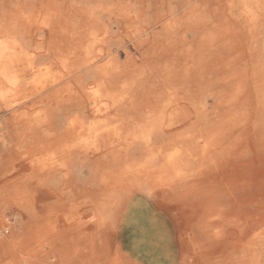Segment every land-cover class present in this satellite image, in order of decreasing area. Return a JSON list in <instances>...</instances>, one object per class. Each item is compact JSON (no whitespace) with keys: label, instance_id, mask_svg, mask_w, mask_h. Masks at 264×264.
<instances>
[{"label":"bare ground","instance_id":"bare-ground-1","mask_svg":"<svg viewBox=\"0 0 264 264\" xmlns=\"http://www.w3.org/2000/svg\"><path fill=\"white\" fill-rule=\"evenodd\" d=\"M203 5L0 0V264H179L206 200L264 264V0Z\"/></svg>","mask_w":264,"mask_h":264},{"label":"crops","instance_id":"crops-1","mask_svg":"<svg viewBox=\"0 0 264 264\" xmlns=\"http://www.w3.org/2000/svg\"><path fill=\"white\" fill-rule=\"evenodd\" d=\"M196 1L198 3H204V5L201 6L203 14L210 15V8L212 7V5H217L220 7V11L218 12V14L209 18L205 22L204 28L197 32V51L198 53H202L204 52V47L201 44V39L204 38V36L210 38L211 36L222 35L223 31L221 29L215 30L213 26L214 24L219 25L221 22H223L224 17L228 16L227 8L229 3L235 2L237 0ZM241 35L242 36H240V39L242 41H246L248 39V33L246 30L243 31ZM263 40L264 27L258 29V50L261 49ZM207 51L209 53V49ZM220 182L221 181L210 179L205 182V187L207 190H211L212 188H214V186L220 184ZM211 205L212 202L210 200L196 201L194 204H192V217L194 218V222L191 225L186 238H183L184 240L190 242L193 248L189 252H186L184 254L182 253L179 256V264H211L214 262H219V259H216V257H223L228 250V245L234 243L237 237H239L235 236L231 238L230 236H228V234H225L224 230L222 229L223 219L220 220L219 218L214 217L212 213L207 210V208H209ZM230 222L235 223L233 220ZM181 225H185L184 218H182L181 220ZM214 236L217 237V240L221 243L220 246L211 244ZM160 260L162 261V263H164L166 259L160 257L159 261L156 260L154 263L162 264Z\"/></svg>","mask_w":264,"mask_h":264},{"label":"rangeland","instance_id":"rangeland-1","mask_svg":"<svg viewBox=\"0 0 264 264\" xmlns=\"http://www.w3.org/2000/svg\"><path fill=\"white\" fill-rule=\"evenodd\" d=\"M29 89H30V87H29ZM36 113H37V110L32 114V116H34V120L36 119V117H35V115H36ZM34 139V142H35V144H37L38 143V138H37V135L35 134L34 135V137H33ZM42 155L40 154V153H37L36 155H35V158L36 159H38V158H42L41 157ZM146 223V225H149V223L146 221L145 222ZM250 225H252L253 226V228H254V231H252V232H250L248 235H246V236H244V237H237V239H236V241L235 242H238L239 240V242L238 243H245V242H247V241H249L251 238H253L257 233H258V224L256 225V223H257V219H255V218H251L250 220H249V222H248ZM128 234H129V232L127 231V229H124V231L122 232V238H123V245H124V248H127V244H128V241H129V237H128ZM239 236V235H238ZM127 238V239H126ZM66 240H68L67 238H65V239H63V241H66ZM234 242V243H235ZM56 254V253H55ZM54 254V256L56 257V260L58 261V257H57V254L55 255ZM57 264V263H56Z\"/></svg>","mask_w":264,"mask_h":264}]
</instances>
